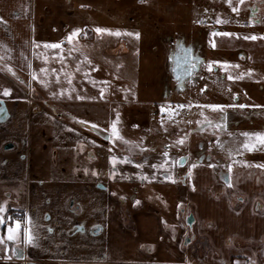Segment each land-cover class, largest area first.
<instances>
[{"label": "rangeland", "instance_id": "rangeland-1", "mask_svg": "<svg viewBox=\"0 0 264 264\" xmlns=\"http://www.w3.org/2000/svg\"><path fill=\"white\" fill-rule=\"evenodd\" d=\"M261 4L264 0H35L41 34L58 41L79 29L73 40L82 55L70 62L58 54L61 45L35 42L26 98L32 93L36 98L39 89L45 97L53 89L70 94L79 88L81 100L93 103L81 106L78 120L105 118L108 134L115 122L123 138L113 136L115 155L133 162L173 158L186 197L168 203L181 244L190 237L184 218L188 212L195 218L194 241L182 249L198 264H264V144L242 147L249 141L244 133H264ZM256 5L262 10L254 17ZM251 36L256 39L244 38ZM88 87L98 94L86 95Z\"/></svg>", "mask_w": 264, "mask_h": 264}, {"label": "crops", "instance_id": "crops-1", "mask_svg": "<svg viewBox=\"0 0 264 264\" xmlns=\"http://www.w3.org/2000/svg\"><path fill=\"white\" fill-rule=\"evenodd\" d=\"M35 16V0H0V264H198L181 248L168 203L186 197L173 158L133 162L115 155L108 120H78L81 106L93 103L81 100L79 88L70 94L53 89L45 97L39 89L36 98L25 97L32 91L25 80L33 71L35 42L61 45L58 54L70 62L82 53L78 41L46 38L43 18ZM88 88L86 95L99 92ZM6 145L11 148L4 151ZM112 157L118 158L115 166ZM16 219L19 238L7 241Z\"/></svg>", "mask_w": 264, "mask_h": 264}, {"label": "snow or ice", "instance_id": "snow-or-ice-1", "mask_svg": "<svg viewBox=\"0 0 264 264\" xmlns=\"http://www.w3.org/2000/svg\"><path fill=\"white\" fill-rule=\"evenodd\" d=\"M229 3H231V0H228ZM240 2L242 3L243 0H240ZM233 11H236L235 8H233ZM217 23H221L220 20H217ZM96 31L99 33V32H102V31H106L104 29H100V28H97ZM78 32L79 30H76L74 31L73 33H71L67 39L69 42H72L73 40V37L77 36L78 35ZM117 35H119V33H116ZM214 35H216L217 33H213ZM138 35V34H137ZM223 35H231L230 33H223ZM245 39H256L255 36H251V37H244ZM46 47H52V48H57L59 47V45L57 44H52V45H46ZM208 70L209 72L212 71V64L209 63L208 65ZM41 71H44L46 72L47 70L46 69H41ZM36 77L34 76V79ZM233 77L229 76V79H232ZM58 79V77H57ZM69 83H71V81H69ZM10 94V91L9 90H5L4 92V95H9ZM103 94V93H101ZM178 107H184V105H178ZM208 107H211L212 109H221L223 108L222 105H209ZM240 107H244V105H240ZM165 109L162 107L161 108V112H164ZM118 118V117H117ZM93 127H96L95 125H93ZM111 130H112V134L114 137L116 138H119V139H123L122 137L119 136V132H118V129L116 127V124L115 122H113V124L111 125ZM245 136L249 137V141L248 142H245L242 147L245 148V149H248V150H252V147L254 146V144L256 142L260 143V144H264V133H244ZM252 137H255V140L253 141L252 140ZM125 143H128L127 141H124ZM178 143H183V140L181 139L180 141H178ZM165 156H167V153H164ZM111 161H112V164L113 166L116 165V163L118 162V158L116 157H112L111 158ZM123 162L127 163L129 162L128 159H125ZM138 167L140 165H137ZM164 165H152V167H163ZM196 165H193V167H195ZM212 166V165H210ZM231 169V166L229 165V170ZM146 177H141V179H145ZM166 179H171L170 176H166ZM5 211V208L4 207H0V213H3ZM11 219V218H9ZM4 223V218L2 216H0V224H3ZM30 224V220L28 222ZM21 229H22V223H21V220L19 219H16L15 221H13V223L7 227V235H6V240L7 241H12V242H15L18 238H19V235H20V232H21ZM23 233H24V238L26 240V242L28 243H32L33 242V235L31 233V229L30 227L28 226H24L23 227ZM5 242V238L0 236V243H4Z\"/></svg>", "mask_w": 264, "mask_h": 264}, {"label": "flooded vegetation", "instance_id": "flooded-vegetation-1", "mask_svg": "<svg viewBox=\"0 0 264 264\" xmlns=\"http://www.w3.org/2000/svg\"><path fill=\"white\" fill-rule=\"evenodd\" d=\"M261 6L264 8V5L261 4ZM261 10L262 9H261V7L259 5L254 6V9L252 10V15L254 17H256ZM235 199H236V201L238 203H241V201L243 200L239 196L235 197ZM181 213L183 214V210H181ZM190 217H192L193 220H192V223L189 225L188 222H189V218ZM184 221H185L186 228H187V230L190 233V237L185 238V240H184V242L182 244L183 245H187V244H190L192 241H194L195 237L193 236L192 232H193V227H194L196 222H195V218H194L193 214H191L190 212H188V214L184 218ZM181 238H182V236L180 235V240H181ZM182 240H183V238H182ZM180 244H181V241H180ZM182 244H181V248H182Z\"/></svg>", "mask_w": 264, "mask_h": 264}, {"label": "water", "instance_id": "water-1", "mask_svg": "<svg viewBox=\"0 0 264 264\" xmlns=\"http://www.w3.org/2000/svg\"><path fill=\"white\" fill-rule=\"evenodd\" d=\"M10 148H11L10 145H6V146L3 147V150H4V151H7V150H9ZM192 220H193L192 217H190V218H189V222H188L189 225L192 223Z\"/></svg>", "mask_w": 264, "mask_h": 264}, {"label": "built area", "instance_id": "built-area-1", "mask_svg": "<svg viewBox=\"0 0 264 264\" xmlns=\"http://www.w3.org/2000/svg\"><path fill=\"white\" fill-rule=\"evenodd\" d=\"M26 97V96H25Z\"/></svg>", "mask_w": 264, "mask_h": 264}]
</instances>
